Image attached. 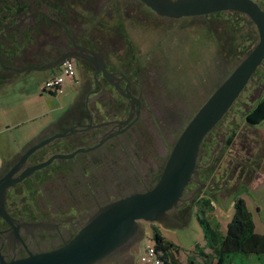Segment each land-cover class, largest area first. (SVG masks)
Returning <instances> with one entry per match:
<instances>
[{"label":"rangeland","instance_id":"obj_1","mask_svg":"<svg viewBox=\"0 0 264 264\" xmlns=\"http://www.w3.org/2000/svg\"><path fill=\"white\" fill-rule=\"evenodd\" d=\"M75 1L76 8L84 5L83 0ZM88 1L92 5L90 15L72 19V25L79 26L81 22L87 25L94 40L96 36L106 41L114 37L120 45L111 51L110 57L127 65L138 64L144 95L141 119L126 134L100 150L79 154L77 164L69 159L45 168L42 173L50 176L39 191L27 193L26 187H17L13 192L18 195L19 207L36 210L44 217L79 220L81 226L100 207L154 187L186 126L247 56V49L259 42L256 26L246 15L237 12L171 20L159 17L139 0ZM253 1L264 6V0ZM31 48L29 53L22 51L24 54L10 66L16 70L41 66L43 61L37 46ZM87 68L92 71L91 67ZM49 76L48 71L12 72L10 79L0 83V119L9 126L8 132L0 133V143H11L25 152L66 131L70 119L65 122L64 116L78 99L79 87L65 79L62 94L44 93ZM101 82L103 92L92 95L89 105L97 115L96 121L103 122L115 115L127 117V102L105 81ZM88 92L89 89L84 94ZM263 95L264 63L227 114L225 123L232 129L230 135L219 139V131H214L198 158V166L210 165V172L219 176V182L228 179V187L221 190L222 193L211 191L209 195L216 205L208 216L223 235L234 216L237 198L245 200L255 232L264 233V122L257 126H248L245 122V114ZM77 104V110L84 115L81 101ZM222 128L223 124L218 130ZM62 142L64 140L60 139L52 142L39 151L32 162L46 161L55 153H61L64 151ZM80 163L82 167L77 169ZM250 164L255 165L251 170ZM54 172L58 173L52 176ZM195 187V184L190 185L187 193ZM196 203L192 201L186 208L177 209L172 219L140 222L142 238L131 247V258L141 260L155 232L176 247L180 261L193 257L198 248L205 245ZM246 257L238 254L232 260L251 264ZM254 258V262H260L258 257ZM111 261L113 259H108L103 264H111ZM262 261L264 263V256Z\"/></svg>","mask_w":264,"mask_h":264},{"label":"water","instance_id":"obj_2","mask_svg":"<svg viewBox=\"0 0 264 264\" xmlns=\"http://www.w3.org/2000/svg\"><path fill=\"white\" fill-rule=\"evenodd\" d=\"M161 18L179 20L201 17L221 12H237L246 15L256 26L259 42L241 61L231 74L214 91L205 104L195 114L176 141L162 174L153 188L120 198L100 207L79 229L76 235L63 246L41 253H29L27 257L7 262L0 257V264H103L116 252L128 250L140 238V222L157 223L177 210L190 183L199 182L198 158L205 138L229 112L243 93L252 77L264 63V10L253 0H139ZM80 58L102 71L105 79L119 89V94L130 100L131 112L124 121H108L92 125L90 113L88 128H70L64 133L45 139L29 148L12 169L0 178V217L9 224L13 223L6 210L7 192L10 188L23 182L54 162L73 159L79 154L93 152L107 141L124 134L133 124V110L137 107L140 113V99L124 92L118 84H113L116 74L107 71L105 59L94 51L79 48ZM67 55L43 66H29L24 70L45 71L61 66ZM7 70H15L6 68ZM123 78H126L123 76ZM118 79V78H117ZM122 81L123 79H118ZM118 124L119 129L103 136L91 147H80L72 152L57 153L48 160L26 167L29 158L52 142L64 140L77 133H87L92 128H104ZM25 168V169H24ZM24 169V170H23ZM21 172L19 177L14 176ZM36 225L43 226V223Z\"/></svg>","mask_w":264,"mask_h":264},{"label":"flooded vegetation","instance_id":"obj_3","mask_svg":"<svg viewBox=\"0 0 264 264\" xmlns=\"http://www.w3.org/2000/svg\"><path fill=\"white\" fill-rule=\"evenodd\" d=\"M61 2L63 3L61 4ZM81 2H83L84 5H80L76 8L75 0H0V83L5 81L7 79L6 77H9L12 72L15 73L18 71L16 69L7 70L6 68L14 69L12 68V66H10V63L18 59L20 55L24 54L22 51L29 53L32 50L31 47L33 45L37 46V52L39 53L43 61L41 66L51 64L64 56L73 55L66 61L70 60L75 65L76 77L73 81L75 82V84H78L79 94L78 99L70 108L69 112L72 111L74 106L79 101H81V104L84 107V115H81L82 113H79L77 109L70 113L68 112L67 115L64 116L65 122L70 119L65 130L67 131L73 127H77L78 129L88 128L90 124L89 112H91L93 118V126L108 121H124L128 119L131 112L130 100L124 98L119 94V89H117L114 85H112L105 79L102 71L98 72L96 67L80 58L81 51L79 50V48L94 51L95 53L100 54L105 59L107 71L109 73L116 74L118 79H123L122 81H119L116 78L113 80V84H118L124 92L130 93L136 99H140V113L139 115H137L138 108L135 107V109L132 111L133 124L124 133L126 134L140 121L142 114L144 95L139 80V66L138 64H134L133 66L127 65L123 61L112 59L110 57L111 51L118 49L120 45V42L118 40H115L114 37L106 41L104 37L96 36L94 40V37H92L91 28H89L87 25H83L82 22L79 26L72 25V19L78 20V17L87 18L91 13V3L88 0H83ZM260 6L264 10V6ZM123 44L125 45L126 41H123ZM87 66L91 67L92 71L88 70ZM62 69L63 64L58 67H52L45 71H48L49 74L52 75V73H60ZM87 70L88 73H91V78L88 77L89 74H87ZM123 76H125L126 78H123ZM101 80L105 81L110 88H112L127 102V104L129 105L127 117L121 118L115 115L114 118L108 119L103 122L96 121L97 115L90 110L89 105L91 103L92 95H97L98 93L103 92ZM87 89H89V92L84 94ZM74 114H78V117H75ZM227 114L208 134L202 146L204 145L208 137L210 135H213L214 131H219V139H225L228 135H230L232 129L228 128L229 125L225 123ZM222 124L223 128L218 130V127L220 128ZM118 129L119 125L113 124L104 128H92L87 133H77L75 135H72L66 138V140L64 139V142H62L64 151H62L61 153L72 152L80 147L94 146L100 141L103 136ZM222 133H224L225 135H223ZM121 135L107 141L103 146L93 152L100 150L110 141L120 137ZM233 142L234 141L232 140V142L230 143L233 144ZM215 148H218V146L216 145ZM39 151L29 158L26 167L44 162H32L33 158L39 153ZM221 153H223V151L220 152V154ZM77 157L78 155L72 159V161H75L74 164H77L78 162ZM20 158L16 162H14L9 167V169L5 170L0 178L6 175L20 160ZM253 166L255 165L250 164L249 169L251 170ZM81 167L82 166L80 163V165L78 164L76 168L79 169ZM209 167L210 165H205L202 167L198 166L199 182L197 183V181L194 179L190 183V185L195 184L196 187L192 189L191 193L188 194L187 190L189 189L190 185L188 186L178 209L186 208L190 202H196L203 197L212 199L209 197L211 191H218L219 193H222L221 190L224 191V188L228 187V179L225 177L226 179L224 182H219V176L214 173L212 174L209 170ZM43 170L45 169L37 171L33 175V177L25 179L23 182L10 188L7 192L6 210L9 213L10 217L13 219V223L9 224L7 221L0 217V257H3L7 262L27 257L29 253H41L57 249L71 240L82 227V223L79 220L72 221L67 219H58L52 216L44 217L36 210L29 211L27 209L19 207L17 203L18 195H14L13 192H15L17 187H26L25 189L27 193H29L30 191H39L43 184L48 180L47 176H50L49 174H43ZM21 172L22 170L18 172L14 177H19ZM57 173L58 172H54L52 176L54 174L57 175ZM187 195H189V197L185 200L184 198ZM48 208H50V206H48ZM175 212L176 210L171 211L164 220L172 219V215ZM38 223H43L44 225H36ZM141 238L142 237L140 236L139 239ZM45 248L49 249L45 250ZM128 251L130 250L124 248L113 254L109 258L113 259V261H111V264H119L120 261L129 263L130 260H128Z\"/></svg>","mask_w":264,"mask_h":264},{"label":"trees","instance_id":"obj_4","mask_svg":"<svg viewBox=\"0 0 264 264\" xmlns=\"http://www.w3.org/2000/svg\"><path fill=\"white\" fill-rule=\"evenodd\" d=\"M252 49V47L247 49V55ZM77 106L78 104L74 106L72 111H75ZM245 119L248 126H257L264 122V95L245 114ZM196 202L197 219L204 229L205 245L199 247L197 253L188 258L185 264H214L215 261L216 264H241L232 260L234 255L242 254L247 256L246 258L264 256V233L257 234L255 232V223L244 199L237 198L235 200L234 216L228 224L225 235L208 216L214 209L211 199L203 197ZM153 241L163 264H184L177 256L179 251L176 247L166 241L160 233L155 232ZM207 250L211 251L212 257L206 252Z\"/></svg>","mask_w":264,"mask_h":264},{"label":"built area","instance_id":"obj_5","mask_svg":"<svg viewBox=\"0 0 264 264\" xmlns=\"http://www.w3.org/2000/svg\"><path fill=\"white\" fill-rule=\"evenodd\" d=\"M75 77H76L75 65L72 61L68 60L63 64L62 71L45 83L42 91L44 93H49L55 96L62 94L65 79L73 81ZM141 260L144 264H163L156 251V246L154 241H152L146 247L144 255L142 256Z\"/></svg>","mask_w":264,"mask_h":264},{"label":"crops","instance_id":"obj_6","mask_svg":"<svg viewBox=\"0 0 264 264\" xmlns=\"http://www.w3.org/2000/svg\"><path fill=\"white\" fill-rule=\"evenodd\" d=\"M57 74H59V73H52V75L49 76L48 80L53 78ZM6 78H7L6 80L10 79V77H6ZM76 85H78V84H76ZM8 130H9V126L7 124H5V122L0 119V133H6V132H8ZM22 152H24V151H22ZM22 152H20L19 149L17 147H15L14 145H11V143H7L5 141H3V142L1 141V143H0V176L5 172L6 166L8 164H10V163L13 164L14 162H16L20 158V156L22 155L21 154ZM212 205L213 206L216 205L215 201L212 202ZM150 243H151V241H150ZM130 252L131 251H128V254ZM206 252L210 253L211 251L207 250ZM143 255H144V252L141 254V257ZM262 258L263 257H259L258 259L260 260V262L256 263V262H254L255 258L251 257L250 258L251 264H264L263 261H262ZM128 260H130L129 263H125V264H144L142 262V260L134 261L133 258H131L130 254H129ZM181 262H183V261H181ZM183 263L185 264V263H187V261L183 262ZM214 264H216V261L214 262ZM234 264H237V263H234Z\"/></svg>","mask_w":264,"mask_h":264}]
</instances>
